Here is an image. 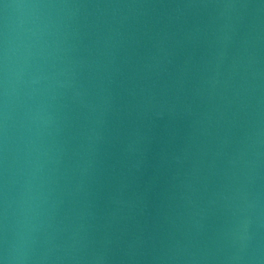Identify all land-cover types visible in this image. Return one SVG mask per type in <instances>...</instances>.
I'll use <instances>...</instances> for the list:
<instances>
[{"label":"water","instance_id":"95a60500","mask_svg":"<svg viewBox=\"0 0 264 264\" xmlns=\"http://www.w3.org/2000/svg\"><path fill=\"white\" fill-rule=\"evenodd\" d=\"M0 264H264V0H0Z\"/></svg>","mask_w":264,"mask_h":264}]
</instances>
